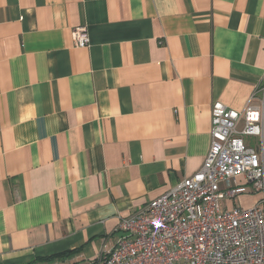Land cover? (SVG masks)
Segmentation results:
<instances>
[{
    "label": "crops",
    "instance_id": "obj_1",
    "mask_svg": "<svg viewBox=\"0 0 264 264\" xmlns=\"http://www.w3.org/2000/svg\"><path fill=\"white\" fill-rule=\"evenodd\" d=\"M215 102L263 111L264 162V0H0V264H95L200 169Z\"/></svg>",
    "mask_w": 264,
    "mask_h": 264
},
{
    "label": "built area",
    "instance_id": "obj_2",
    "mask_svg": "<svg viewBox=\"0 0 264 264\" xmlns=\"http://www.w3.org/2000/svg\"><path fill=\"white\" fill-rule=\"evenodd\" d=\"M73 39L77 48L89 44L81 27L73 30ZM210 113V145L200 169L119 220L117 240L95 264H264V162L243 142L262 137L263 111L249 104L238 112L215 102ZM239 176L262 194L261 202L225 210L223 199L247 192L233 187Z\"/></svg>",
    "mask_w": 264,
    "mask_h": 264
},
{
    "label": "trees",
    "instance_id": "obj_3",
    "mask_svg": "<svg viewBox=\"0 0 264 264\" xmlns=\"http://www.w3.org/2000/svg\"><path fill=\"white\" fill-rule=\"evenodd\" d=\"M62 257V255L61 254H59V255H55V256H53V257H50V258H46V259H43V261H51V260H55V259H60Z\"/></svg>",
    "mask_w": 264,
    "mask_h": 264
}]
</instances>
